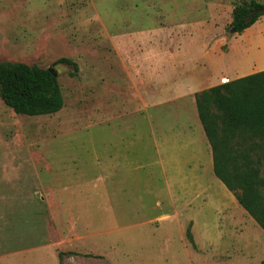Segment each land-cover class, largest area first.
<instances>
[{"label":"rangeland","instance_id":"obj_1","mask_svg":"<svg viewBox=\"0 0 264 264\" xmlns=\"http://www.w3.org/2000/svg\"><path fill=\"white\" fill-rule=\"evenodd\" d=\"M227 1L0 0V64L52 70L63 99L58 113L28 117L0 98V264H133L162 240L167 264H264V233L214 177L194 107L234 81L201 82L231 54L264 64V16L232 33L233 13L252 2ZM162 142L197 149L199 162L175 154L167 168L183 192L192 173L214 184L148 195ZM125 146L134 164L121 163Z\"/></svg>","mask_w":264,"mask_h":264},{"label":"trees","instance_id":"obj_2","mask_svg":"<svg viewBox=\"0 0 264 264\" xmlns=\"http://www.w3.org/2000/svg\"><path fill=\"white\" fill-rule=\"evenodd\" d=\"M249 5L233 13L231 28L237 34L260 17L246 23L248 14L264 8ZM59 63L78 70L71 60ZM0 98L14 114L28 117L53 115L63 107L57 77L22 63L0 64ZM195 107L212 153L213 175L264 233V71L199 93ZM186 238L191 244L189 234Z\"/></svg>","mask_w":264,"mask_h":264},{"label":"crops","instance_id":"obj_3","mask_svg":"<svg viewBox=\"0 0 264 264\" xmlns=\"http://www.w3.org/2000/svg\"><path fill=\"white\" fill-rule=\"evenodd\" d=\"M213 1L216 3H219V4H222L223 2L228 3L227 0H216V1L213 0ZM232 1L238 2V3H244V4H249L251 2H255L259 5H262L261 0H232ZM261 47L262 46L260 45V43H257L255 45V48L257 50H259ZM246 56L245 57L242 56L241 58H236L233 54H231L229 60L227 59V60H224L223 62L221 61L222 62L221 67L219 65L220 69L218 70V72L212 71L209 74L207 73V74L201 76V79H203V81H201V82L206 83V84L210 83V82L216 84L217 80L221 74L227 76L228 78H235L232 80H237V79H240V78H243V77L264 71V64L263 63H255L254 62V63L249 64V61H246V59H245ZM196 83H197V80H195V79H193V81L190 80L188 86L189 87L192 86V89H193V87H195ZM186 89H188V87H186ZM193 92L194 91L191 90V88H190V91L187 92V95L185 97H182V98L183 99L184 98L190 99ZM194 107H195V103H194ZM101 131L104 132L105 130H101ZM119 132L118 133L121 134V133H124L125 131L120 130ZM104 135L102 137L101 136L97 137V139L95 138V140H97V143H99V144H100V142H101V144L106 143V141H102L103 138L107 139ZM110 138L112 140L114 138L118 139L117 135H115L114 137L111 136ZM119 141H121L122 143L126 142V145L129 143H134L133 141H131V139L129 140V138L123 137L122 135L120 136ZM158 146H159V151H157L158 156L163 157V163L158 165L159 167L157 168L158 171L160 172L161 176H159L158 183H156V184L154 183L151 186V188L148 190V195H153L154 199H156V197H159V196H168V197H175L176 196V197H178V195H179V196H182L181 197V199H182V198H185V196L192 195V193H194L195 191H197V189L199 187H201V185L198 182H200L202 184V186L204 185V188H206V189L208 188V184H209V186L214 184V182H213L214 178H210V181H209V179H206L204 181V184H203L201 180L198 181L197 175L195 173H192L194 175H192L191 178H188V188H187L188 191H187V193L183 192L182 188L184 187V185H182V180L179 178H173V180H171V178L166 177L167 168H168V166L174 165V163H172V159H173L172 157H174L175 154H176V158L181 157L182 159H184L187 157H190V158L193 157L192 159L199 162L198 161L199 158L196 157L197 149L194 147L193 148L189 147V145L186 143H183L181 145H178V143L173 144L172 148L174 151H171V152L167 150L166 142H162ZM142 151H143V153L147 154V156L149 155V152H146L147 150H142ZM134 153L135 152L132 151L129 146L126 147L125 152H123V154L120 155L121 163L134 164L130 161V159L134 158ZM139 153H140V151H139ZM167 159H171V161L167 162L166 161ZM94 165H95V170H97V168L100 165L99 161H94ZM169 172H171V170ZM122 177H126L125 174H123L121 176V179L118 182V184H115V182H113V180L111 179L112 180L111 183L113 182L112 185H115V186L119 185L120 186V182L124 179ZM101 189L102 188H100V190ZM175 190H177V191H175ZM110 191H112V189ZM112 194H114V193L110 192V195H112ZM156 204H157L156 206L159 205L158 203H156ZM195 227L196 226L193 225V228H195ZM152 246L154 249L149 248V252L147 254H144L142 256L138 255L137 257H135L133 259L134 260L133 264H167V263H165L166 262L165 250H167L168 252L170 251L169 248L171 246V243L166 242V246H165V241L162 240V244L160 246L156 247L155 243H152ZM160 252L164 256V257L163 256L161 257V260L163 263H160V255H161Z\"/></svg>","mask_w":264,"mask_h":264},{"label":"water","instance_id":"obj_4","mask_svg":"<svg viewBox=\"0 0 264 264\" xmlns=\"http://www.w3.org/2000/svg\"><path fill=\"white\" fill-rule=\"evenodd\" d=\"M256 16H264V8L263 9H259V10H255L253 12H251L250 14H248L245 22L248 23L250 22L253 18H255ZM232 33H234V30H231ZM49 72H51L55 77H57L52 70H49Z\"/></svg>","mask_w":264,"mask_h":264}]
</instances>
